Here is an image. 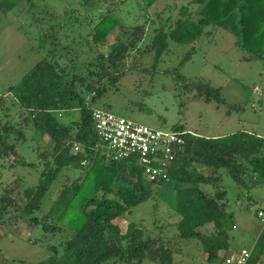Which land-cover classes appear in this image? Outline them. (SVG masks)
<instances>
[{
  "label": "trees",
  "instance_id": "1",
  "mask_svg": "<svg viewBox=\"0 0 264 264\" xmlns=\"http://www.w3.org/2000/svg\"><path fill=\"white\" fill-rule=\"evenodd\" d=\"M3 1L0 9L5 13L18 3L30 0ZM98 1L82 0L79 7L88 11ZM138 1L145 12L158 0ZM135 7L138 13L139 7ZM191 7L198 11L195 20L190 14ZM114 14V8L106 7L95 23L68 17L61 25L47 26L38 36L40 48L48 45L42 59L16 86L7 89L13 99L11 104L17 106L22 120L15 125L0 121V159L17 156L15 142L24 141L27 127L51 143L50 151L38 155L42 166L36 185L21 192L23 203L18 217L25 218L28 226H39L43 234H69L59 245L47 246L49 255L44 264H142L145 260L171 264V252L161 237H153L132 224L121 234L114 224L131 208L152 198L156 188L160 194L169 191L167 206L177 217L178 238L198 242L206 263L216 261L221 253L222 264L223 256L230 250L229 233L234 225L231 213L226 211V194L220 186L219 171H224L239 189L259 181L264 183V139L244 131L214 138L186 132L183 150L169 167L167 180L157 184L146 183L137 165L130 160L115 162L99 157L93 151L96 139L91 112L118 81L127 56L142 41L150 21L147 17L140 21L137 15L130 26ZM169 18L155 15L149 42L140 51V54H152V66L166 51L167 41L192 44L208 26L229 32L235 39L234 46L248 58L264 60V0H189L178 7L172 22ZM113 32L116 33L114 41L106 46ZM192 52L191 48L178 67ZM88 54L91 57L87 61H77L78 57ZM193 87L196 97L204 103H222L218 89L200 83ZM4 104L1 97L0 106ZM72 110L78 112V118L67 125L60 124L59 114ZM169 130L184 131L178 125ZM73 144L82 147V154L70 153ZM17 163L32 166L22 160ZM197 168L210 172L204 175ZM63 169L79 171L81 175L62 183L49 209L42 213V201ZM2 193L0 218L7 207L15 206L11 191L5 188ZM263 254L264 226L246 264H259Z\"/></svg>",
  "mask_w": 264,
  "mask_h": 264
},
{
  "label": "rangeland",
  "instance_id": "2",
  "mask_svg": "<svg viewBox=\"0 0 264 264\" xmlns=\"http://www.w3.org/2000/svg\"><path fill=\"white\" fill-rule=\"evenodd\" d=\"M81 1L30 0L18 3L5 13L0 9V98L3 97L5 102L0 106L1 123L6 120L15 125L22 120L17 114V106L11 104L13 99L7 89L16 86L22 76L42 59L48 45L40 48L38 36L46 31L47 26L61 25L68 17L95 23L109 7L114 8V15L125 25H133L137 15L140 21L146 17L150 21L144 29L142 41L127 56L118 81L97 101L95 109L107 110L153 129L166 131L178 125L184 131L204 138L244 131L264 139V60L250 59L240 52L229 32L208 26L192 44L177 45L167 41L166 51L154 66L152 54H140L149 42L155 15L160 14L162 19L169 16L172 22L178 7L189 0H159L145 12L138 0H102V3L99 0L88 11L79 7ZM0 3L4 1L0 0ZM135 6L139 7L138 13ZM164 8H167L165 12L162 11ZM197 12V8H190L193 20ZM115 36L113 32L105 45L109 46ZM61 44L66 43L61 39ZM191 48L193 52L188 60L178 67ZM106 51L102 50L103 53ZM90 57L89 54L80 56L77 61H87ZM198 83L218 89L222 103H204L198 99L193 87ZM57 118L60 124L67 125L78 118V112L60 113ZM15 145V158L0 159V196L6 188L11 191V199L15 203V206L7 207L0 218V264H44L49 255L47 246L59 245L69 234H43L39 226H28L26 219L19 218L18 214L23 203L22 190L35 186L38 180L42 166L38 155L50 151L51 143L47 137L39 136L27 127L24 141L15 142ZM19 160L32 166H22L17 163ZM197 170L204 175L210 172ZM219 174L220 186L226 194V211L231 213L234 225L229 233V251L250 250L264 226L255 215L257 210H264V183L259 181L239 189L224 171L220 170ZM79 175L81 172L71 169L60 171L42 201V213L49 209L59 186ZM169 199V191L160 194L154 188L152 198L131 208L114 224L121 234L132 224L153 237H161L171 252V264H221V253L216 261L206 263L204 250L198 242L178 238L175 231L177 217L167 206ZM142 264L158 263L145 260ZM259 264H264V254Z\"/></svg>",
  "mask_w": 264,
  "mask_h": 264
},
{
  "label": "built area",
  "instance_id": "3",
  "mask_svg": "<svg viewBox=\"0 0 264 264\" xmlns=\"http://www.w3.org/2000/svg\"><path fill=\"white\" fill-rule=\"evenodd\" d=\"M91 121L96 139L93 151L106 161H132L148 184L166 181L169 167L183 150L186 131L153 129L100 109L91 112ZM82 152L80 145L70 149L72 155ZM256 217L264 224L263 209L256 211ZM249 254L244 248L230 251L222 264H246Z\"/></svg>",
  "mask_w": 264,
  "mask_h": 264
},
{
  "label": "crops",
  "instance_id": "4",
  "mask_svg": "<svg viewBox=\"0 0 264 264\" xmlns=\"http://www.w3.org/2000/svg\"><path fill=\"white\" fill-rule=\"evenodd\" d=\"M158 1H159V0H158ZM230 250H231V249H230ZM234 251H236V250L234 249ZM229 252H230V251H229ZM229 252H228V253H229Z\"/></svg>",
  "mask_w": 264,
  "mask_h": 264
}]
</instances>
